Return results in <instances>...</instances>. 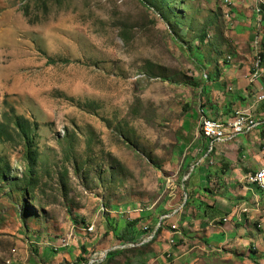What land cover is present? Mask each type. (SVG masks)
Returning a JSON list of instances; mask_svg holds the SVG:
<instances>
[{"label":"rangeland","instance_id":"obj_1","mask_svg":"<svg viewBox=\"0 0 264 264\" xmlns=\"http://www.w3.org/2000/svg\"><path fill=\"white\" fill-rule=\"evenodd\" d=\"M223 5L0 0V264H38L70 233L77 264H258L236 249L186 250L199 242L188 154L204 145L213 80L255 61L254 34L246 54ZM126 220L147 244L122 248Z\"/></svg>","mask_w":264,"mask_h":264},{"label":"crops","instance_id":"obj_2","mask_svg":"<svg viewBox=\"0 0 264 264\" xmlns=\"http://www.w3.org/2000/svg\"><path fill=\"white\" fill-rule=\"evenodd\" d=\"M227 1L231 5L230 10L235 19L232 34L241 37L240 39L243 41L241 45L248 47L246 51L248 54L250 42L254 36L255 38L259 37V40L264 44V14L261 22H258L254 13L256 0ZM223 2L224 0H221L222 7L224 6ZM255 38L253 44H255ZM259 47L260 42L257 49ZM262 57L263 61L255 78L252 77L254 72L253 67L251 68L252 58H249L248 55L243 66H235L228 71L219 70L217 79L213 80V86L216 89L213 91L214 95L209 103L211 108L208 107L203 111L208 119L212 118L211 120L226 124L234 120L237 112L248 111L259 124L247 135L214 144L209 153L205 150L207 143L203 139L202 148L192 149L193 152L188 154L191 157L198 156L196 163L189 166L190 171L195 169L198 171L196 180L192 186L186 185L185 192L190 196L188 201L190 207L187 214L192 212L189 215L197 218L194 223L199 225V228L194 225L191 229V232L194 233L192 236L189 235L193 238L197 237L199 242L197 240L198 246L186 249L187 251L200 249L202 252L205 250L220 252L222 249H236L243 251L246 255H254L259 259L256 261L258 264H264V258H262L264 256V193L248 182L250 175L260 168H264V102L256 103L258 94L264 90V53ZM224 89H226L225 93ZM233 112L234 118L232 119ZM171 195H173V199L178 198V195L173 192ZM248 216L250 219L251 217L258 218L261 230L255 231L251 227L250 223L246 221ZM132 219L139 221L141 218L133 216ZM231 219L233 222L228 224L227 222H230ZM133 220H129V222ZM126 222L131 228L123 229L126 231L123 237L125 242L118 241L124 242L122 248H140L147 244L148 242H145L144 239L148 236L143 239V235L139 232V225H132L128 223V220ZM189 222H192L191 219ZM206 225L210 228H205ZM154 232L151 234L153 239L157 236L156 231ZM86 233L84 232V234ZM166 237H168V233ZM92 240L84 237L81 243L87 246ZM135 241L137 242L133 244ZM201 242L204 244L202 245ZM75 245L74 238L70 240L68 246L61 245V242H55L48 248L39 249L40 263L38 264H77L75 261L80 258V252L76 251V248L74 249ZM200 245L202 247H199ZM167 250H171V247L168 246ZM253 251L255 254H252ZM85 256V254L81 255V257ZM16 264L24 263L16 262Z\"/></svg>","mask_w":264,"mask_h":264},{"label":"bare ground","instance_id":"obj_3","mask_svg":"<svg viewBox=\"0 0 264 264\" xmlns=\"http://www.w3.org/2000/svg\"><path fill=\"white\" fill-rule=\"evenodd\" d=\"M264 8V6L262 5L261 7V13L262 15L264 14V11H262V9ZM255 12L256 14L258 15V13L260 12V5L255 9ZM258 37L256 36L255 38V51H254V55H255V61H254V64H253V75L252 77L255 78L257 76V72L262 64V61L261 60V55H260V52H259V49H257V45L259 44V41H258ZM258 41V42H257ZM260 56V57H259ZM263 60V59H262ZM261 96H262V92L260 94H258V100L261 99ZM244 113L242 112H237L236 113V116L234 118V120L232 122H229V123H226V124H222L218 121H215V120H211V119H208L206 117L203 118V124L204 126H213V128H225V127H229V124H235L236 120H238V117H240L241 115H243ZM258 124H254V125H251L249 127H246L244 130H241L239 133L237 134H229V135H226L224 137H221L219 138L217 141H214L210 147H209V151L212 149V147L214 146V144L216 143H220V142H223V141H228V140H231V139H234L235 137H238V136H241V135H247L249 134L252 130H254L255 128H257ZM200 129H201V126H200ZM255 174H256V180L259 182V184L255 181H250L252 179L255 178ZM248 182L254 186H256L259 190L261 191H264V168H260L259 170H257L255 173H253L252 175H250L248 177ZM92 227H88L86 229V232L90 233L92 232ZM70 235H72L71 233L67 236V238L62 241V244L63 246H68V243L70 242Z\"/></svg>","mask_w":264,"mask_h":264},{"label":"built area","instance_id":"obj_4","mask_svg":"<svg viewBox=\"0 0 264 264\" xmlns=\"http://www.w3.org/2000/svg\"><path fill=\"white\" fill-rule=\"evenodd\" d=\"M262 2L264 1H260V12L257 15V20L262 19V13H261ZM263 102H264V90L262 91L261 99L258 100L256 103L261 104ZM254 124H259V122L248 111H244V114L238 117V120H236L235 124H229V127H225V128H213V126H204L203 118L200 122L201 134L204 137V139L208 142L209 147L214 141H217L219 138L229 134H237L241 130H244L246 127H249ZM250 181H255L259 184V182L256 180V174H255V178ZM223 221L225 222L226 220ZM169 243L170 244L173 243V238L169 240Z\"/></svg>","mask_w":264,"mask_h":264},{"label":"trees","instance_id":"obj_5","mask_svg":"<svg viewBox=\"0 0 264 264\" xmlns=\"http://www.w3.org/2000/svg\"><path fill=\"white\" fill-rule=\"evenodd\" d=\"M188 179H190V177H188ZM189 199H190V196H189V194H187V198H186V203L185 204L188 203ZM156 232H158V230ZM78 261H81V258H78Z\"/></svg>","mask_w":264,"mask_h":264}]
</instances>
